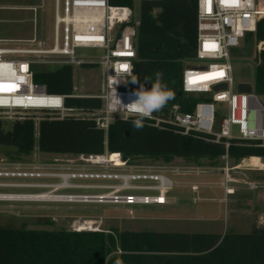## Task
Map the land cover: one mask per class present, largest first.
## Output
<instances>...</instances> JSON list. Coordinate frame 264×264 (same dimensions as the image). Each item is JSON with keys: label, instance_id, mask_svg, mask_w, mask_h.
<instances>
[{"label": "trees", "instance_id": "trees-1", "mask_svg": "<svg viewBox=\"0 0 264 264\" xmlns=\"http://www.w3.org/2000/svg\"><path fill=\"white\" fill-rule=\"evenodd\" d=\"M109 4L132 8L139 15L133 75L141 83L145 79L154 82L156 73L162 72L163 82L175 94L174 99L155 113L167 116L175 105L181 112L191 113L196 103L205 100L182 91L183 70L195 57L197 49V0H109ZM253 40L256 46L264 42V19L258 22L256 33L244 40L247 53ZM33 71L34 82L44 85L49 93L74 95L72 66L54 70L35 66ZM138 87L130 78L128 88L136 90ZM145 88L150 90L151 83ZM254 93L259 98L264 97V50L256 57ZM66 106L94 112L102 107V101L69 98ZM131 120L112 123L106 133L89 118L60 119L47 113L39 117L38 123L35 116H27L12 123L9 129L0 119V146L15 150L17 157L30 156L35 149L45 154L73 156L120 154L127 164L138 158L165 164L174 159L208 160L212 167L225 157L237 162L257 158L264 161V146L260 142L233 140L227 148L224 140L215 143L202 135H181L152 127L146 121L137 131ZM117 259H122L124 264H264V228L255 225L247 234L221 235L0 227V264H115Z\"/></svg>", "mask_w": 264, "mask_h": 264}, {"label": "rangeland", "instance_id": "rangeland-1", "mask_svg": "<svg viewBox=\"0 0 264 264\" xmlns=\"http://www.w3.org/2000/svg\"><path fill=\"white\" fill-rule=\"evenodd\" d=\"M257 2L264 6V0ZM54 26L55 0H0V46L37 48V43L41 41L49 49L53 44ZM234 52L236 81L254 85L256 57L259 53L255 41H252L250 53H247L244 42ZM103 55L98 50H76V56L83 60H99ZM56 67L49 65L43 68L54 70ZM73 74L74 95L101 94L103 80L100 67L73 66ZM259 99L264 107V97ZM216 109L221 112V117L226 116L225 105L217 104ZM262 114L261 124L264 126V112ZM5 122L6 128H11L12 122ZM234 135H237L236 128ZM15 157V150L0 146V172H22L28 176L2 177L0 184H19L28 188H0L1 196L48 194L53 199L97 197L117 191V188L111 187L124 186L123 178L113 176L138 174L163 175L172 183V188L166 194L164 205H129L123 200L114 199L103 203L93 199H86V202H61L65 199L60 202L0 200V227L224 235L247 234L256 225L258 201L255 190L260 184L256 171L258 168L264 169V161L259 158L256 166H250L245 160L237 162L228 158L220 159L216 167H212L208 160L189 162L174 159L165 164L138 158L130 164L115 163L116 167H113L109 159V163L91 165L81 156L45 154L37 149L30 156ZM64 175L73 176L69 181L73 188L55 191L54 187L63 184V180L56 176ZM98 175L113 178L100 179ZM155 182L134 180L130 181V186L156 185ZM250 184L255 185L256 189H251ZM228 190H232V195L228 194ZM116 195L154 196L157 193L122 190Z\"/></svg>", "mask_w": 264, "mask_h": 264}, {"label": "built area", "instance_id": "built-area-1", "mask_svg": "<svg viewBox=\"0 0 264 264\" xmlns=\"http://www.w3.org/2000/svg\"><path fill=\"white\" fill-rule=\"evenodd\" d=\"M261 19H264V6L257 0H197V49L195 57L186 63L183 70L182 91L188 96H202L205 100L196 103L191 113H183L175 105L167 116L154 112L145 121L152 127L181 135H202L215 143L224 140L227 148L233 140L260 142L264 146V126L261 124L264 107L254 93V85H251L250 94L238 93L240 82L236 81L233 69V51L240 48L249 34L256 33ZM139 26L137 11L112 6L109 0H55L53 44L49 49L41 41L37 43V48L0 46V119L14 123L27 116H35L38 122L39 117L47 113L60 119L89 118L106 133L116 121L135 119L134 114L125 111L109 112L107 103L111 86L125 103L135 91L128 88V83L137 57L135 43ZM257 48L259 52L264 50V42L257 44ZM78 49L98 50L104 55L99 60H83L76 56ZM86 64L101 68L103 84L98 96L52 94L44 85L34 82L35 66L73 67ZM122 65L128 66L126 71L122 70ZM116 80L117 83H114ZM217 87L221 88L216 90ZM78 97L100 99L102 107L94 112H85L66 106L69 98ZM217 104L226 106L225 117H221V112L216 109ZM235 128L237 135H234ZM117 155L121 164H126L121 155ZM108 156L81 157L91 165H102L97 159L102 157L108 161ZM109 164L116 167L115 163ZM25 176L28 174L0 172V178ZM98 177L156 181V185H135L127 189L157 193L154 196H117L118 191L110 193L114 200H123L129 205H160V198L166 196L170 186L172 188V183L158 174ZM11 187L28 188L19 184H0L1 189ZM249 187L256 189L253 184Z\"/></svg>", "mask_w": 264, "mask_h": 264}, {"label": "clouds", "instance_id": "clouds-1", "mask_svg": "<svg viewBox=\"0 0 264 264\" xmlns=\"http://www.w3.org/2000/svg\"><path fill=\"white\" fill-rule=\"evenodd\" d=\"M163 73L157 72L154 82L145 79L141 83L135 75H132L131 83L138 84L139 87L130 95L127 103L117 95L116 89L112 87L108 94L107 110L109 112L125 111L135 115V119L131 120L132 127L137 131L141 130L145 125L146 118H151L153 113L162 110L170 101L174 99V92L163 82ZM117 83V80L114 82ZM113 83V84H114ZM151 83V89L147 90L145 85ZM113 255H122V253H113ZM115 264H124L122 259H117Z\"/></svg>", "mask_w": 264, "mask_h": 264}, {"label": "bare ground", "instance_id": "bare-ground-1", "mask_svg": "<svg viewBox=\"0 0 264 264\" xmlns=\"http://www.w3.org/2000/svg\"><path fill=\"white\" fill-rule=\"evenodd\" d=\"M110 156V158H109ZM108 159L111 161V163H121V161L118 158L117 154H113V155H109ZM97 162L99 164H105L107 162V159L99 157L97 159ZM247 162L249 165L251 164V162L245 161ZM59 178H61L63 180V184L54 187L55 191L61 190V189H65V188H73L70 185V179L73 178V176H68V175H64V176H57ZM124 181V186L121 187H117V191H122V190H127L130 188V178H123L122 179ZM171 189V186H170ZM54 191V193H55ZM164 193V192H163ZM232 190H228V194H232ZM52 194V193H51ZM61 199H65L64 201L61 202H77V201H83L86 202V199H93V200H97L99 203H103L106 202L105 200H113L115 199L114 197H112V194H107V195H103V196H97V197H56V198H51L49 197L48 194H39L37 196H1L0 195V200H4V201H32V202H39V201H47L50 200L49 202H60ZM160 205H164L166 204V196H162L160 198ZM89 223V222H88ZM86 224V223H85ZM91 224V223H90ZM83 229V228H82ZM80 230V229H79Z\"/></svg>", "mask_w": 264, "mask_h": 264}, {"label": "crops", "instance_id": "crops-1", "mask_svg": "<svg viewBox=\"0 0 264 264\" xmlns=\"http://www.w3.org/2000/svg\"><path fill=\"white\" fill-rule=\"evenodd\" d=\"M257 159H246L245 161L251 162L250 166H256ZM256 173H258L260 184L258 185V189L255 190L257 191L255 198L256 201H258V205L256 206V212H255L256 213L255 223L256 226L260 228H264V169L258 168Z\"/></svg>", "mask_w": 264, "mask_h": 264}, {"label": "water", "instance_id": "water-1", "mask_svg": "<svg viewBox=\"0 0 264 264\" xmlns=\"http://www.w3.org/2000/svg\"><path fill=\"white\" fill-rule=\"evenodd\" d=\"M220 88L221 87H217L216 90ZM237 91L238 93H242V94H250L252 92V86L248 83H240L238 84Z\"/></svg>", "mask_w": 264, "mask_h": 264}, {"label": "snow or ice", "instance_id": "snow-or-ice-1", "mask_svg": "<svg viewBox=\"0 0 264 264\" xmlns=\"http://www.w3.org/2000/svg\"><path fill=\"white\" fill-rule=\"evenodd\" d=\"M205 47L207 48V45ZM127 67H128L127 65H122L121 66L122 70H125V71L127 70ZM207 78L208 77H200V79H207Z\"/></svg>", "mask_w": 264, "mask_h": 264}]
</instances>
